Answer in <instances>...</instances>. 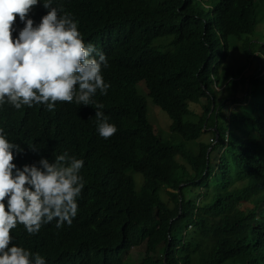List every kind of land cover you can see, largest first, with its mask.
Masks as SVG:
<instances>
[{
    "label": "trees",
    "instance_id": "obj_1",
    "mask_svg": "<svg viewBox=\"0 0 264 264\" xmlns=\"http://www.w3.org/2000/svg\"><path fill=\"white\" fill-rule=\"evenodd\" d=\"M43 3L31 13L46 15ZM53 6L107 57L110 87L93 100L118 132L99 138L96 109L75 101L53 112L0 108V128L23 149L18 168L64 152L85 162L72 225L58 229L53 220L35 235L18 225L13 245L45 264H264V75L242 76L250 65L264 67V0ZM239 52L246 63L236 68L230 57ZM149 101L168 115L179 144L159 136ZM192 142L196 153L187 149Z\"/></svg>",
    "mask_w": 264,
    "mask_h": 264
},
{
    "label": "clouds",
    "instance_id": "obj_2",
    "mask_svg": "<svg viewBox=\"0 0 264 264\" xmlns=\"http://www.w3.org/2000/svg\"><path fill=\"white\" fill-rule=\"evenodd\" d=\"M39 3L0 0V108L34 106L53 112L65 102L91 105L98 137H115L117 126L105 115L104 105L93 100L110 87L102 73L107 57L94 44H85L78 21L70 13L61 15L63 9L54 7L53 0H44L46 15H33ZM169 50L171 46L163 53ZM261 68L258 73L264 75ZM259 115L264 120V109ZM28 145L38 151L36 145ZM22 152L0 128V264H45L40 253L13 245L12 230L23 225L35 235L53 220L58 229L65 223L71 226L85 186L80 174L85 162L64 152L54 162L41 158L38 165L18 168L14 161Z\"/></svg>",
    "mask_w": 264,
    "mask_h": 264
},
{
    "label": "rangeland",
    "instance_id": "obj_3",
    "mask_svg": "<svg viewBox=\"0 0 264 264\" xmlns=\"http://www.w3.org/2000/svg\"><path fill=\"white\" fill-rule=\"evenodd\" d=\"M231 65H233L234 67L237 68V66H241L243 64L246 63L245 61V55H242V52H239V55L237 56H231ZM258 67L256 65H250L249 67H247L245 69V71L243 72L242 76H251L254 72L258 71ZM262 73H264V69H262L261 71ZM218 91L222 90L221 87H217L216 88ZM157 107L154 106L152 104L151 101L148 102V119L150 120V122L157 127V129L159 130V136L162 137V139L169 141L173 144H179L183 138L178 135V134H173L172 132H170L169 130V121H168V115L162 111L161 109H156ZM233 106L231 105L230 108L228 109V111L233 110ZM228 120V119H227ZM204 138H208V141L211 140V135H203L202 139ZM187 149L189 151V153H196L198 146L196 145V143H191L187 146ZM141 176L139 174H136L135 179H136V187L137 189H139L142 185V180H141ZM162 198L168 202L169 197L167 194L162 195ZM172 205V204H171ZM260 225V224H258Z\"/></svg>",
    "mask_w": 264,
    "mask_h": 264
}]
</instances>
